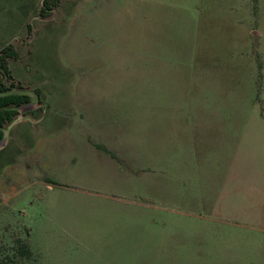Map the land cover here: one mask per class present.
Masks as SVG:
<instances>
[{
    "label": "rangeland",
    "instance_id": "obj_1",
    "mask_svg": "<svg viewBox=\"0 0 264 264\" xmlns=\"http://www.w3.org/2000/svg\"><path fill=\"white\" fill-rule=\"evenodd\" d=\"M52 1L42 17L44 0H0V50L11 41L19 57L7 63L25 77L10 83L42 99L41 70L54 84L44 121L17 122L2 143L0 260L29 230L35 255L15 264H264V132L243 144L238 165L203 162L179 130L169 143L147 126L154 117L133 96L152 87L132 79L147 22L185 36L196 25L228 30L235 16L253 49L264 44V0ZM116 45L121 59L93 68V54ZM258 52L247 119L264 126ZM34 103L23 118L43 115ZM20 128L28 133L18 138Z\"/></svg>",
    "mask_w": 264,
    "mask_h": 264
},
{
    "label": "crops",
    "instance_id": "obj_2",
    "mask_svg": "<svg viewBox=\"0 0 264 264\" xmlns=\"http://www.w3.org/2000/svg\"><path fill=\"white\" fill-rule=\"evenodd\" d=\"M161 23L157 18L147 22L136 42L139 68L132 79L137 80L140 90L152 87L153 96H133V100L140 102L141 110L154 117L147 126L157 131L166 130L160 137L169 139V143H172V131L179 130L191 156L203 162L238 165L243 144L251 143L256 131L264 132L262 124L249 123L247 119L249 109L257 106L254 102L257 96L251 95L257 90L258 49L264 52L263 41L255 39L251 49L250 40L243 38L240 19L235 16L228 30L223 27L222 31L214 33L204 25H196L185 36H176L168 29L163 31ZM121 46L124 45L112 46L105 54H93V68L95 64L115 60L111 56L121 59ZM130 52L133 54V49ZM109 66L105 67L106 71ZM9 69L15 74L14 78H25L24 74ZM41 73L45 96L34 104L44 106L43 115L24 117L19 124L40 123L45 119L52 95V88L48 86L54 84L48 74L43 70ZM166 73L170 76L166 77ZM262 74L264 94V65ZM93 77V84L98 86L102 78L97 74ZM97 99L107 100L105 96H97ZM261 101L264 103V96ZM20 129L26 132L20 130L18 138L28 133L27 129ZM157 135L154 132L153 138Z\"/></svg>",
    "mask_w": 264,
    "mask_h": 264
},
{
    "label": "trees",
    "instance_id": "obj_3",
    "mask_svg": "<svg viewBox=\"0 0 264 264\" xmlns=\"http://www.w3.org/2000/svg\"><path fill=\"white\" fill-rule=\"evenodd\" d=\"M55 1L44 0V4L41 8L40 15L46 17L50 15ZM31 31L33 26L30 25ZM19 52L14 48L13 44H9L0 50V142L4 137V130L7 126L19 116L20 109L32 101V97L25 93V91L14 84L10 83L12 75L7 63L8 58H18ZM37 93L35 102H40V93ZM29 230L27 237H17L14 246L9 250L7 258L0 260V264H15L18 258H26L31 260L35 255L30 241Z\"/></svg>",
    "mask_w": 264,
    "mask_h": 264
},
{
    "label": "water",
    "instance_id": "obj_4",
    "mask_svg": "<svg viewBox=\"0 0 264 264\" xmlns=\"http://www.w3.org/2000/svg\"><path fill=\"white\" fill-rule=\"evenodd\" d=\"M10 43H11V41H10L7 45H9ZM7 45H5V46H7ZM5 46H4V47H5ZM25 93L29 94V95L33 98V100L35 101V99H36V94H35V92L25 91ZM22 118H23V115L20 114L19 116H17V118H16L15 120H13V121L7 126V128H5V130H4V137H3L2 141L0 142V150H1L2 147H3V146H2V143L8 138L9 133H10V129L12 128V126L15 125L17 122H19Z\"/></svg>",
    "mask_w": 264,
    "mask_h": 264
},
{
    "label": "flooded vegetation",
    "instance_id": "obj_5",
    "mask_svg": "<svg viewBox=\"0 0 264 264\" xmlns=\"http://www.w3.org/2000/svg\"><path fill=\"white\" fill-rule=\"evenodd\" d=\"M33 99V98H32Z\"/></svg>",
    "mask_w": 264,
    "mask_h": 264
}]
</instances>
